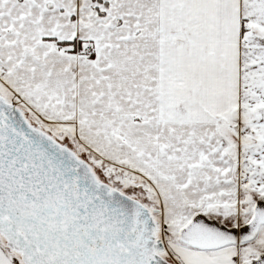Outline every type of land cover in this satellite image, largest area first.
<instances>
[{
  "label": "snow or ice",
  "instance_id": "obj_1",
  "mask_svg": "<svg viewBox=\"0 0 264 264\" xmlns=\"http://www.w3.org/2000/svg\"><path fill=\"white\" fill-rule=\"evenodd\" d=\"M0 264H264V0H0Z\"/></svg>",
  "mask_w": 264,
  "mask_h": 264
}]
</instances>
